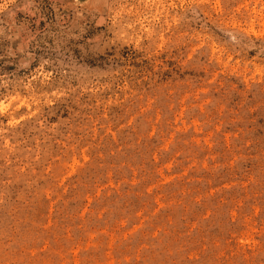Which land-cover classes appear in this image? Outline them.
I'll return each mask as SVG.
<instances>
[{
	"label": "rangeland",
	"instance_id": "rangeland-1",
	"mask_svg": "<svg viewBox=\"0 0 264 264\" xmlns=\"http://www.w3.org/2000/svg\"><path fill=\"white\" fill-rule=\"evenodd\" d=\"M0 264H264V0H0Z\"/></svg>",
	"mask_w": 264,
	"mask_h": 264
}]
</instances>
